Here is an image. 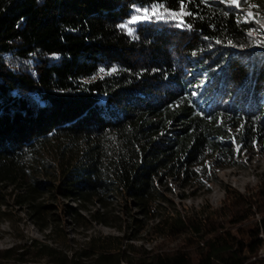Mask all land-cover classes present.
Here are the masks:
<instances>
[{
  "label": "trees",
  "instance_id": "obj_1",
  "mask_svg": "<svg viewBox=\"0 0 264 264\" xmlns=\"http://www.w3.org/2000/svg\"><path fill=\"white\" fill-rule=\"evenodd\" d=\"M157 4L160 18L121 27ZM248 4L255 20L220 0H185L184 19L166 14L182 0H0V216L11 200L54 245L1 251L0 264H264L263 189L229 195L220 223L167 206L169 182L198 180L208 159L264 152V7ZM116 199L125 221L107 210ZM93 224L122 235L69 249L66 228ZM147 235L193 249L130 243Z\"/></svg>",
  "mask_w": 264,
  "mask_h": 264
},
{
  "label": "rangeland",
  "instance_id": "obj_2",
  "mask_svg": "<svg viewBox=\"0 0 264 264\" xmlns=\"http://www.w3.org/2000/svg\"><path fill=\"white\" fill-rule=\"evenodd\" d=\"M263 2L264 7V0ZM242 0H239L240 8L236 9L243 15L249 17V13L254 14V8L257 6L255 4H248L247 6H241ZM253 7V9H251ZM179 14L180 12H172ZM140 14H133L137 16ZM184 19V15H175ZM127 25L126 30L130 31L131 27ZM180 18H174L170 16V19L177 21V24L184 20ZM182 23H180L181 25ZM197 85L196 91L193 95H196L197 91H200L204 80L201 72H196L195 74ZM233 165L213 167L212 161L208 159L204 162V170L202 171V176L198 180L188 181L187 184L182 188L180 181H170L169 189L167 194L169 208H174L182 214H190L208 209L209 211H214L218 218L217 223L221 222L222 216L227 214L228 207L230 206L227 199L229 195H239L245 202H254L260 196L259 191L264 190V152L258 150L255 151H236L235 160ZM45 180V177L41 178ZM240 199V198H239ZM238 199V200H239ZM9 200V205L4 211L7 212V218L0 216V252L9 249H29L31 251H36L41 245L51 244L46 238L47 230H38L32 225L27 215L24 213V209L14 206ZM42 202L47 205H57V201L51 199L49 195L43 194ZM69 205H74L71 201H65ZM255 212V208H250ZM110 215L119 216L123 221L126 220L127 214L122 213L124 210L120 199L114 200L113 204L107 209ZM3 211V209H2ZM56 211V210H55ZM227 220V217L224 216ZM259 219L258 214L251 216L246 222L239 225L230 226L234 231L238 228L243 229L244 227L257 222ZM225 221L223 220V223ZM225 227H229L226 225ZM68 233V239H73L74 241L69 242L68 245L71 246L69 249H76L78 243H82L85 240V235H122V231L119 232L115 228L102 226L98 224H93L92 228L86 232H83L79 228L73 226H68L66 228ZM144 234H142L143 236ZM189 238V237H188ZM184 236H176L172 239L156 238L153 235H147L142 238V240L130 241V243L135 247H141L143 249L149 250L154 249L158 252H171L177 249H184L187 252L192 251L191 244L186 243L188 239ZM192 239V238H191ZM188 246H184L187 245ZM258 258H264V245L260 248L257 254ZM38 264H44V260H40ZM127 264V263H120Z\"/></svg>",
  "mask_w": 264,
  "mask_h": 264
},
{
  "label": "snow or ice",
  "instance_id": "obj_3",
  "mask_svg": "<svg viewBox=\"0 0 264 264\" xmlns=\"http://www.w3.org/2000/svg\"><path fill=\"white\" fill-rule=\"evenodd\" d=\"M185 0H182V5H181V12L179 14L175 13H166L167 15H184L185 13L183 12V6H184ZM221 3H225L228 6L234 7L236 9L240 8V3L239 0H220ZM245 3H247V0H245ZM136 13H139L140 15L133 16L130 18L128 21V24H136L141 22L142 20H150L153 18H160L161 12H162V6L157 4L152 6L151 8H136L135 9ZM249 18L255 20V17L252 16L251 13H249ZM261 25V28L264 29V21H256ZM182 23V21L180 22ZM180 23L177 24V27L180 26ZM121 27H127V25H122ZM131 34V32L129 33ZM249 35H252L251 32H249Z\"/></svg>",
  "mask_w": 264,
  "mask_h": 264
},
{
  "label": "water",
  "instance_id": "obj_4",
  "mask_svg": "<svg viewBox=\"0 0 264 264\" xmlns=\"http://www.w3.org/2000/svg\"><path fill=\"white\" fill-rule=\"evenodd\" d=\"M4 264H19V263H12V262H9V263H4Z\"/></svg>",
  "mask_w": 264,
  "mask_h": 264
}]
</instances>
